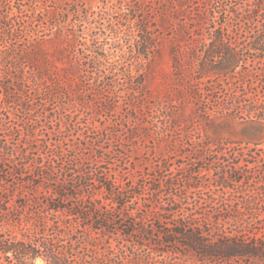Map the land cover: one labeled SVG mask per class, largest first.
<instances>
[{"label":"rangeland","instance_id":"rangeland-1","mask_svg":"<svg viewBox=\"0 0 264 264\" xmlns=\"http://www.w3.org/2000/svg\"><path fill=\"white\" fill-rule=\"evenodd\" d=\"M25 3L18 12L13 2L10 14L24 26L35 18L30 32L73 25L79 11L81 25L67 29L87 37L77 41L80 54L100 37L111 87L102 98L86 88L85 106L45 100L28 84L4 98L12 80L0 73V176L41 177L36 192L11 193L10 205L44 198L66 178L87 201L108 204L118 229L110 242L135 264H264V252L199 260L175 234L264 247V49L252 46L264 33V0H87L55 18ZM4 55L0 66L16 65ZM231 63L233 71L214 70Z\"/></svg>","mask_w":264,"mask_h":264},{"label":"trees","instance_id":"trees-1","mask_svg":"<svg viewBox=\"0 0 264 264\" xmlns=\"http://www.w3.org/2000/svg\"><path fill=\"white\" fill-rule=\"evenodd\" d=\"M26 1L31 4L26 11L35 14L36 8L40 9L44 5L45 13L52 17L55 12L70 15V10L65 7L67 5L75 4L80 7L87 3V0ZM13 2L22 3L17 8L21 12L25 0H0V8L7 9V12L0 14V42H4L0 53H4L6 59L16 62V65L10 64L6 68L0 66V73H5L12 80L10 85H2V97L17 96L23 89L22 84H28L49 101L58 100L62 96L66 99L76 97V100L70 101L85 106L87 101H83L82 97L88 91L92 96L102 98V91L111 87L105 82L107 72L110 71L104 65V62L108 63L110 54L100 37H94L91 45L85 44L82 54L76 50L78 39L86 42L87 37L72 33L67 28L81 25L83 20L80 12L74 11L80 20L73 25L65 20L54 28L30 32V25L36 19L31 18L25 26L20 20H14L18 16L10 14L15 9ZM41 13L44 14H39ZM4 19L8 25L3 27L1 20ZM258 38L260 41L252 46L262 51L264 33ZM90 66L93 71H89ZM236 67V64L231 63L227 66H215L214 70L233 71ZM12 70L18 75L11 73ZM88 74H91V81ZM84 81H87L86 86ZM11 176L13 181L0 176V186L8 187L7 196L0 195V264H35L38 259L46 264H135L134 256L126 257V253L117 251L110 242L114 231L118 229H113L116 221L109 214L108 204L104 201H87V195L79 193L83 187L65 178L52 186L53 189L47 185L48 195L44 198L23 195L25 200L21 199L15 205H10L11 193L15 195L18 190L22 193L25 190L36 192L41 184L35 180L41 178L40 175L33 171L27 173L21 170ZM46 177L49 175L44 178L47 179ZM175 234L184 240L189 250L197 254L199 260L228 262L247 256H260L264 252L263 245L251 241L231 238L206 243L201 233L177 231ZM81 251L87 254L83 255Z\"/></svg>","mask_w":264,"mask_h":264},{"label":"bare ground","instance_id":"bare-ground-1","mask_svg":"<svg viewBox=\"0 0 264 264\" xmlns=\"http://www.w3.org/2000/svg\"><path fill=\"white\" fill-rule=\"evenodd\" d=\"M38 264H44L42 261H38Z\"/></svg>","mask_w":264,"mask_h":264}]
</instances>
